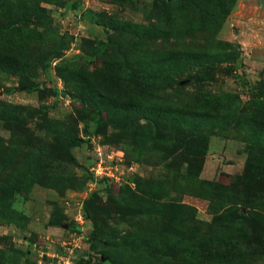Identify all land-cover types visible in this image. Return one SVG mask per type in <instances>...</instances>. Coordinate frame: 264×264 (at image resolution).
Returning <instances> with one entry per match:
<instances>
[{"label": "rangeland", "instance_id": "rangeland-1", "mask_svg": "<svg viewBox=\"0 0 264 264\" xmlns=\"http://www.w3.org/2000/svg\"><path fill=\"white\" fill-rule=\"evenodd\" d=\"M86 263L264 264V0H0V264Z\"/></svg>", "mask_w": 264, "mask_h": 264}, {"label": "trees", "instance_id": "trees-1", "mask_svg": "<svg viewBox=\"0 0 264 264\" xmlns=\"http://www.w3.org/2000/svg\"><path fill=\"white\" fill-rule=\"evenodd\" d=\"M82 143L81 140L77 139V138H73L69 141L67 148H66V155L67 157L73 162L76 163V158L75 156L72 154L71 149L74 147L79 146ZM87 264V263H86Z\"/></svg>", "mask_w": 264, "mask_h": 264}]
</instances>
